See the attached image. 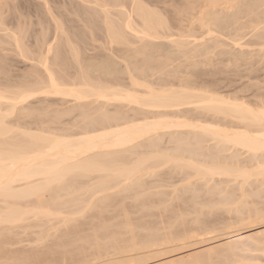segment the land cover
I'll return each mask as SVG.
<instances>
[{
	"label": "bare ground",
	"instance_id": "obj_1",
	"mask_svg": "<svg viewBox=\"0 0 264 264\" xmlns=\"http://www.w3.org/2000/svg\"><path fill=\"white\" fill-rule=\"evenodd\" d=\"M38 1L32 22L13 12V24L0 12V110H11L23 181L10 202L0 201V260L182 264L197 255L215 264L233 241L228 259L261 264L260 240L250 239L260 229L237 227L261 203V190L251 189L258 178L210 170L256 155L245 146L248 119L230 105L257 109L264 99L222 94L205 78L215 73L197 70L244 61L251 44L264 53L261 0ZM210 3L230 6L204 7ZM244 30L253 40L241 43ZM88 40L101 41L92 54ZM3 51L32 62L31 70L15 74ZM40 97L74 105L37 113ZM66 119L71 127L61 126ZM133 157L147 164L112 191L114 173ZM57 172L79 177L78 186L56 184ZM162 182L172 190H154ZM37 183L49 185L42 199L29 194ZM2 228L37 231L9 233L6 242Z\"/></svg>",
	"mask_w": 264,
	"mask_h": 264
},
{
	"label": "snow or ice",
	"instance_id": "obj_2",
	"mask_svg": "<svg viewBox=\"0 0 264 264\" xmlns=\"http://www.w3.org/2000/svg\"><path fill=\"white\" fill-rule=\"evenodd\" d=\"M262 6H264V0H261ZM230 5L224 4H207L204 5L206 8L212 7H229ZM209 35H211V31L209 30ZM238 46V45H237ZM54 94V93H53ZM4 97V93L0 92V100ZM10 104L16 103V101H9ZM232 108L241 111L244 113L245 117L248 119L249 134L245 138V146L249 148L250 151L254 152L256 155L249 156L247 159L240 160L238 165H233L230 168L226 169H212V173L219 175H228L230 177H235L237 179H242L247 181L252 177H256L261 182V203L255 213L248 214L247 219L242 224L237 225V227L253 229L258 227L260 229L258 237H253L250 239H259L260 240V256H261V264H264V101L257 109L247 108L245 105L241 104H232L230 105ZM11 114V110L8 113H4L0 110V201L10 202L15 194L19 193L21 189L18 187L23 181L20 176L19 164L22 162L20 157L21 151V142L19 137L16 135L17 130L10 127L12 121L8 120V116ZM25 135L32 136L35 139H39L37 134L34 133H26ZM230 138V137H229ZM51 150V149H49ZM251 161V163H249ZM147 161L136 160L133 157L131 160L125 161L120 169L114 173L115 176V185L116 187H112V191H117L120 183V179L123 178L125 173L132 174L135 171L145 167ZM187 164L192 168H197L198 166L191 161H188ZM25 174L28 175L27 170H25ZM29 179H35L34 176L28 175ZM79 177L67 175L64 173L57 172L55 183L61 186L72 185L74 187L78 186L77 181ZM127 183V181H125ZM49 190V185L44 183H37L33 186L29 192V194L36 199H42L43 193ZM97 194H99V190L97 193L91 194V201L96 204L99 203L97 200ZM79 215V213H78ZM2 222V221H0ZM231 230V229H229ZM8 230L5 229L3 232V236L5 241L7 242ZM218 234V233H213ZM236 242L229 241L225 244L224 250H227L225 253V257L222 260L215 262V264H241L234 259H228V252L234 250V245ZM241 244L246 243L243 239L240 241ZM0 264H34L32 261H17V260H0ZM75 264V262H73ZM84 264H117L115 261H93L89 260L84 262ZM130 264H147L146 261L143 260H135L130 262ZM182 264H202V262L197 258V255H193L186 262H182ZM247 264H256V262L249 261Z\"/></svg>",
	"mask_w": 264,
	"mask_h": 264
},
{
	"label": "rangeland",
	"instance_id": "obj_3",
	"mask_svg": "<svg viewBox=\"0 0 264 264\" xmlns=\"http://www.w3.org/2000/svg\"><path fill=\"white\" fill-rule=\"evenodd\" d=\"M39 1L38 0H0V12L2 13V16L6 17V20L13 22V24H16V19H12L11 14L15 15H21L20 19L25 22L29 21H35L36 18H34L33 12L36 8H38ZM163 6V5H162ZM160 5V7H162ZM32 17V18H31ZM32 29H37V27H33ZM31 30V29H29ZM261 31H264V28L261 29ZM244 37L241 40V43H244L249 40H253V38L249 37L251 34L248 33V30L243 31ZM249 34V35H248ZM33 42V36L29 37L27 43ZM88 45L86 46V49L89 50L88 53L92 54V51H96L97 49L93 50V48H98L100 42H91L87 41ZM248 47V48H247ZM245 47L243 50L247 52V56L244 59V61H237V62H225L226 65L220 64L218 62H214L212 65H203L197 67V70L207 71L210 74H214L212 77H205L206 79L212 80L216 85V88L219 89V91L222 94H236L238 96L244 97L247 100H260L264 99V53L259 52V46L256 47V45H250ZM258 48V49H257ZM257 49V50H256ZM258 51V52H257ZM3 54H7V56L14 60V73H26L29 72L32 68V62L24 61L22 62L21 59L18 57L12 55L9 52H1ZM262 53V54H261ZM217 64V65H216ZM216 65V66H213ZM223 65V66H222ZM186 72V71H185ZM184 79H186L188 76L185 75V73L179 74ZM67 101L69 99H66ZM34 106L37 107L36 112L37 113H43V112H53L56 110H62L67 107H71L74 105L72 101H69L68 103H65L64 100H60L59 98L55 97H48L47 99H44V97H40L33 101ZM95 106V105H92ZM123 110H127V108H124ZM71 121H68V119L64 120V123H67L65 125H61L64 127H71L72 124ZM75 124V122H73ZM74 130H79V128L74 127ZM246 154L244 153L241 158H244ZM146 178V177H145ZM259 180V179H258ZM251 189H257L261 190L262 185L261 182L252 179L251 180ZM256 181V182H255ZM161 184L165 185L160 188L154 189V190H172V186H167L169 183L162 182ZM178 184V183H177ZM260 184V185H259ZM224 186V185H222ZM228 186L232 189L235 188L234 182H230ZM259 186V187H258ZM250 190V188H249ZM30 222V221H29ZM5 228H2L1 231H4ZM34 231H37L35 228L28 229L26 234L29 238L35 237V234L32 233ZM10 233V232H9ZM25 232H22L21 229L13 230L10 233L11 237H18L25 238L26 236ZM13 248H18L17 245L12 246Z\"/></svg>",
	"mask_w": 264,
	"mask_h": 264
}]
</instances>
